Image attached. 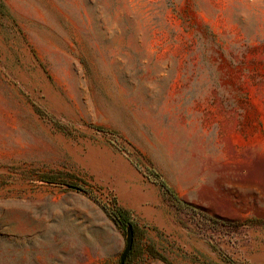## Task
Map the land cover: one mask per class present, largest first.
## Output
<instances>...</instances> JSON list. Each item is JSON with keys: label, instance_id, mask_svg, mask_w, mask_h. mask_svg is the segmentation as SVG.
<instances>
[{"label": "rangeland", "instance_id": "rangeland-1", "mask_svg": "<svg viewBox=\"0 0 264 264\" xmlns=\"http://www.w3.org/2000/svg\"><path fill=\"white\" fill-rule=\"evenodd\" d=\"M250 218L264 0H0V264H264Z\"/></svg>", "mask_w": 264, "mask_h": 264}, {"label": "trees", "instance_id": "trees-1", "mask_svg": "<svg viewBox=\"0 0 264 264\" xmlns=\"http://www.w3.org/2000/svg\"><path fill=\"white\" fill-rule=\"evenodd\" d=\"M156 180H157L162 192L165 194H168L170 197H172L179 208H182V207L191 208L196 212L195 215L203 216L202 218H204L207 221L212 222V224H214V225L221 222L219 219H217L215 217L206 216L204 213H201L197 209H194L193 207H191L187 203H185L177 195V193L166 183V181L160 175H158V174L156 175ZM110 214L115 218L116 222L122 227V226H124L125 222H127V218H128L129 213H128V210H126L125 208H122L121 206L116 205L115 208L110 212ZM248 221L264 222L263 220H260V219L250 218V219L244 220L243 222L238 223L237 225L246 223ZM222 224H223V222H222ZM130 252H131V250H130ZM130 252L128 253L127 257L129 256ZM127 257H126V259H127ZM126 259H125V261H126ZM233 264H235V263H233Z\"/></svg>", "mask_w": 264, "mask_h": 264}, {"label": "water", "instance_id": "water-1", "mask_svg": "<svg viewBox=\"0 0 264 264\" xmlns=\"http://www.w3.org/2000/svg\"><path fill=\"white\" fill-rule=\"evenodd\" d=\"M132 243H133V229L131 226H128L126 228V240H125V245L121 251L120 257H119V264H124L125 259L130 252L132 248Z\"/></svg>", "mask_w": 264, "mask_h": 264}]
</instances>
